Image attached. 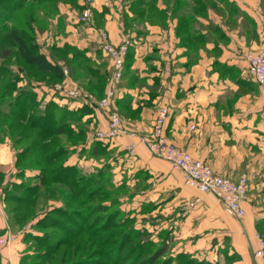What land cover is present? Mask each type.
<instances>
[{"label": "crops", "instance_id": "0c3cea01", "mask_svg": "<svg viewBox=\"0 0 264 264\" xmlns=\"http://www.w3.org/2000/svg\"><path fill=\"white\" fill-rule=\"evenodd\" d=\"M261 2L242 3L247 13L235 12L231 17L214 9H210L207 17H198L204 38L196 46L193 58L188 47L180 43L175 19L168 20L166 25L144 21L129 25L123 10L114 5L105 6L101 0L94 4L95 27L79 23L76 17L73 21L65 20L59 28L58 37L62 40L57 43V47L68 45L83 51L93 69L108 77L111 60L102 50L99 30L105 28L109 41L114 44H120L125 37L133 38L117 97V108L130 119L133 129L150 134L158 110L167 106L171 113L165 134L170 140L189 147L194 157L206 161L219 174L233 180L243 174L248 176L246 214L239 219L220 200L187 185L179 169L154 156L137 138L123 135L109 146L118 154L127 152V146L134 143L135 154L119 158L116 169L123 162L121 167L125 172L128 168V171L130 168L139 171L137 178L149 172L157 183L156 192H169L173 207L185 205L184 221L192 226L191 232L229 242L232 252L239 255L233 264H264V247L260 242L264 241V96L247 72L245 57L248 52L264 50ZM251 3L253 8L248 7ZM70 12L66 10L61 17ZM60 63L67 66L65 62ZM85 76L78 78L79 81L89 84L98 79L91 71ZM58 103L70 110L84 109L83 121H88L89 127L87 142L71 147L66 164L88 171L96 161L81 152L83 147L90 149L96 140L90 137V131L107 126V112L89 105L86 98L64 99ZM16 161V149L7 139L0 144V166L4 173L1 186L20 184L24 179L36 182L39 172L22 171ZM5 214L0 209V238L10 231L15 241L8 246L0 244L1 264H21L28 244Z\"/></svg>", "mask_w": 264, "mask_h": 264}, {"label": "rangeland", "instance_id": "374dc122", "mask_svg": "<svg viewBox=\"0 0 264 264\" xmlns=\"http://www.w3.org/2000/svg\"><path fill=\"white\" fill-rule=\"evenodd\" d=\"M88 1L0 0V25L7 21L12 26L18 21H23V26L25 24L24 20L26 21L24 16L29 7L37 9L39 14L36 16V26H38L36 29L38 30L35 32H37L38 42L41 45L40 51L47 55L49 59H52L51 52L53 51H51V48H56L55 46H57L58 41L62 40L61 38L59 40L58 37L59 28L60 26L62 27L61 24L65 20L73 21L75 17L77 20H80L81 11L79 9ZM142 1L147 2L152 0H101V3L105 6L114 5V7H119L128 16V19L125 18V21L129 25H132L136 23L138 13L144 9V5L142 4L138 6L139 2ZM163 1L165 2L166 0ZM163 1L159 2L160 5ZM229 1L232 2V5L238 7V9L239 7L242 9V7H245L242 3H248L250 0ZM96 2L97 0H93L94 4ZM134 6L136 7L131 9ZM261 6L264 19V0H262ZM248 7L253 8L254 6L251 3V5L248 4ZM66 10H71L73 13L71 14L70 12L62 18L61 15ZM219 10L229 13L223 7ZM238 12L247 13L246 10L241 11L240 9ZM93 20V16L89 18V21ZM242 22L244 23L245 21L243 20ZM263 27L264 23L260 27V31L262 32ZM22 32L25 35H31L27 27ZM103 32L106 33V40L108 41V34L105 28L99 30L100 37L102 38ZM131 41L132 43L134 42L133 39ZM0 62L5 63V67L9 68L8 73L12 71L14 77H17L19 81L18 87H32L39 101L42 103L48 102V98H51V100L55 99L57 103L64 99H71V97L66 96L64 91L77 87V85L84 89L88 88L86 83L82 82V80L79 81L75 77V74H71L72 76L70 75L69 77L66 75L65 82H57V84L64 85L62 92L58 91L54 96L53 91L50 90H53L54 82L49 83L35 80L33 77H27V71H23L27 70V68H23L24 63L19 54H17V51H15L10 60H0ZM2 66L4 67V65ZM90 91L93 92V88ZM82 98L79 99L82 100ZM60 106L66 107L63 104H59L58 109H55L57 115L60 113ZM108 121L109 118L107 117V124ZM80 127L83 128L84 132L85 130H89L84 121ZM104 128L98 127L92 129L90 137L95 138L96 132ZM62 140V143L68 141V139ZM9 141L13 143L11 140ZM80 141L79 138L76 146L87 142V140L85 143H81ZM98 141L100 140H95V142ZM69 142H72V140ZM111 142L102 143L110 146ZM88 152L89 148L83 147L82 155L88 159H94L96 162L87 171V177L90 174L102 175L105 178L104 183H106L94 187L90 198H87L86 192L83 195V202L80 206L79 204L73 205L72 203L64 202L62 193H55L49 198L46 194L41 195L40 197H36L35 211L31 212L28 216V221L26 220L25 225H22L17 224L16 217L14 216L17 212L16 210L12 211L8 205L10 202L4 199L3 194L2 209L6 213L5 216L7 215L8 219L10 218L9 221L17 225L15 229L21 231L24 235V241L28 244L27 252L23 255L21 264L40 263L43 261V258L39 256L40 253L49 251L60 256L65 251L67 255L62 264H139L145 260L150 261L151 257H154L158 250L163 247L167 248L164 256L158 258L154 264H233V261L237 259L227 240L222 239V241H219L216 238L201 237L199 234L191 232L192 226L187 225L184 221L185 205L173 207L171 205L172 196L169 192H156L154 189L157 183L149 172L142 173L137 178L136 173H139V171H135L134 168H130L131 170L128 171V168L125 172L124 168L121 167L124 166L123 162V164L120 163L119 170L116 169L115 162H117L118 166L119 158L122 157L124 159L126 155L128 157L132 156V153L122 151L115 154L116 150L110 149L109 151L99 152L98 156L93 158L88 155ZM109 161H112V166ZM35 170L39 172L38 169ZM107 178L109 181L106 180ZM26 180L28 183L33 182L30 179H24L22 182L26 183ZM56 186L57 190L60 191L65 192L67 189L63 185ZM1 187L3 188V186ZM19 192L20 190H17V193ZM58 208L59 211H55ZM76 233L81 234V239H86L91 234L92 240L87 244H81V240H79ZM43 238L44 242L40 241ZM48 239L52 241L50 245L46 246L44 243H47L45 241H48ZM78 242L81 249L77 245ZM0 244L9 245L7 243ZM52 245H58L59 249L55 251L56 247ZM35 253L36 256L34 258ZM231 260L232 262H230ZM57 261L54 260V263L47 264H58Z\"/></svg>", "mask_w": 264, "mask_h": 264}, {"label": "trees", "instance_id": "16d2710c", "mask_svg": "<svg viewBox=\"0 0 264 264\" xmlns=\"http://www.w3.org/2000/svg\"><path fill=\"white\" fill-rule=\"evenodd\" d=\"M160 1L163 0L139 2L138 6L142 4L144 5V9L138 13L136 23L144 21L151 24L166 25L168 20L175 19L177 21L176 33L180 38V43L188 47L189 56H192V58L194 57L193 53H196V46L201 42L202 38H204V35L199 29L200 20L198 17H207L210 9H214L226 15V13L219 10L221 7L229 11L227 15L229 14L230 17L239 10L238 7L232 5V2L229 0H166L165 2L163 1L161 5L159 3ZM89 3L91 4L92 16L94 17L93 0ZM87 4L88 2H86L83 7ZM135 5L137 6V4ZM136 6L131 9H134ZM83 7L81 6L79 9L81 13L84 9ZM38 14L39 11L37 9L29 7L24 16L26 21L24 20L25 24H23V26V21H18L19 23L17 22L12 26H10L7 21L0 25V60H10L15 54V51H17V54H19L24 63L23 68H27V70H23L27 71V77H33L35 80H42L49 83L54 82V84L61 81L65 82L64 80L66 79V74L64 73V66L66 65L63 66L59 61H63L67 64V77L71 74H75V77L78 79L85 75L87 76L90 74V71L94 72L98 79L96 83L87 84L88 88L86 89L90 93V90L93 88V92L91 93H93L95 98L103 97L111 73L108 77H105L100 74L99 70L95 71L83 51L68 45L63 47L55 46L56 48H51V51H53L51 52L52 59H49L47 55L40 51L41 45L38 42L37 32H35L38 30L36 29V27H38L36 26V16ZM125 18L128 19V16L124 15V20ZM78 22L95 27L94 20H78ZM25 27H27V30L31 32L33 37L31 35H25L22 32ZM100 44L102 47V41ZM132 46L133 43L129 48L127 58ZM106 56L108 57L107 54ZM2 65H4V67ZM5 66V63L0 62V144L4 143L7 139L13 142V147L16 149V166L18 169L22 171L26 169L39 170L38 178L35 180L36 182L28 183V181H26V183L8 184L6 187H3L4 199L10 202L8 205L12 211L14 212L16 210L17 212L14 215L17 224L25 225L28 216L32 211H35V202H37L36 197L46 194L49 198L55 193H62L65 200L64 202L72 203L73 205L79 204L80 206L83 202V195L86 192L87 198H90L93 188L97 187L99 184L104 185L106 182L104 183L105 178L102 175L90 174L89 177H87L86 173L88 172L84 168L66 164V160L72 151L71 147L76 145L79 138L81 143H85L87 138V134L85 133L86 130L84 132L83 128L80 127L83 123L84 109L70 110L68 107L60 106L61 110L59 109L60 113L57 115L55 109H58L59 104L55 102V99H53V101L50 98L48 102L42 103L39 101L32 87H18L19 81L17 77H14L12 71L8 73L9 68ZM81 70H84V72L82 73ZM124 74L125 69L122 81L124 79ZM132 78L138 80L136 77H131V79ZM105 83V92L101 95ZM50 90L53 91L54 96L57 94L54 89ZM117 97L118 91L115 99V110L124 117L117 108ZM87 102L91 106L98 107L93 102L88 100ZM106 114L108 117V113ZM127 120L131 123L130 119L127 118ZM87 123L88 121L84 122L86 126ZM62 138L63 140L68 139V141L62 143ZM70 140H72V142H69ZM100 141L92 144L88 152L89 156L95 158L98 156L97 154L99 152L110 150L109 146L102 142L108 143L112 140ZM109 163L111 164L112 161H109ZM3 179L4 173L0 166V186ZM106 180L109 181L108 178ZM56 185H63L67 189L65 192L57 190ZM17 190H20V192L17 193ZM18 202L20 203L17 205ZM19 211L21 212L20 214ZM55 211L58 212L59 208ZM77 236L79 240H81V244H87L92 240L91 234H89L86 239H81V234L79 233ZM128 240L130 241L129 238ZM40 241L44 242V238L40 239ZM51 241L52 240L48 239V241H45L47 243H44V245H50ZM77 245L81 249L79 242ZM52 246L56 247L55 251L59 249L58 245ZM166 249V247L160 248L155 256L151 257L150 261L145 260L139 264H154L158 258L164 256ZM53 253L54 252L51 253V251L40 253L39 256L43 258V261L33 264L54 263V260H58L57 263L62 264L66 259L67 254L65 251H63L61 256ZM235 255L238 259L239 255L236 253ZM35 256L36 253L34 258ZM1 258L0 253V264ZM230 262H232V260Z\"/></svg>", "mask_w": 264, "mask_h": 264}, {"label": "built area", "instance_id": "2783aa9c", "mask_svg": "<svg viewBox=\"0 0 264 264\" xmlns=\"http://www.w3.org/2000/svg\"><path fill=\"white\" fill-rule=\"evenodd\" d=\"M89 2L91 1H88V4L85 5L81 13V21H87L92 16L91 4ZM102 40H105L102 42L103 50L112 61V71L103 97L96 99L92 93H89L78 85L64 91L67 97L75 99L85 97L88 101L107 111L109 118L107 127L99 129L95 134V138L106 141L114 140L123 135L137 138L154 156L169 161L176 169H179L183 173L187 185L200 190L202 193L212 195L224 204L225 209L230 214L242 219L246 214L244 204L249 198L248 176L243 174L238 179L233 180L228 176L221 175L215 172L206 161L194 157L189 147L180 146L170 140L165 134V124L171 113L169 107L164 106L158 110L152 131L148 135L133 129L129 121L115 110V99L122 83L126 58L132 41L130 38H125L120 44L115 45L106 40V33L104 32ZM246 59L248 62L246 67L247 72L264 96V50L248 52ZM64 73L68 74L67 68H64ZM63 87L64 85L62 84L56 83L53 85L55 92H62ZM191 128L194 129L195 126L192 125ZM135 147L136 145L132 143L127 146V150L135 154ZM3 194L4 189L1 187L0 209L4 214V210L2 209ZM14 240L15 236L8 231L6 236L0 239V243L11 244ZM260 242L261 246L264 247V241L261 240Z\"/></svg>", "mask_w": 264, "mask_h": 264}]
</instances>
